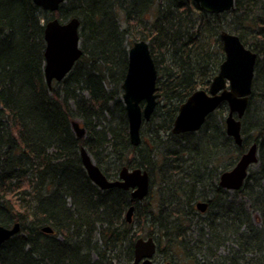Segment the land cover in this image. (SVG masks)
Wrapping results in <instances>:
<instances>
[{"label":"trees","instance_id":"16d2710c","mask_svg":"<svg viewBox=\"0 0 264 264\" xmlns=\"http://www.w3.org/2000/svg\"><path fill=\"white\" fill-rule=\"evenodd\" d=\"M73 18L80 20L83 56L49 87L45 24ZM225 31L257 54L240 147L226 133L227 104L199 132L171 134L181 105L218 74ZM140 40L149 43L161 97L135 147L122 85L128 47ZM259 99L264 0H235L221 14L204 12L194 0H70L54 14L32 0H0V226H21L0 249V264H134L135 242L150 237L178 264H264V108L256 111L258 124L251 121ZM73 122L85 137L76 136ZM171 140L181 161L168 158ZM254 143L260 166L233 195L217 181H198L200 166L190 161L207 172L216 171L213 160L228 157L233 167L235 155ZM82 147L111 180L122 167L148 171L149 196L139 202L128 191L100 190L84 169ZM182 168L181 181L171 172ZM200 201L208 204L204 214L196 210Z\"/></svg>","mask_w":264,"mask_h":264},{"label":"water","instance_id":"95a60500","mask_svg":"<svg viewBox=\"0 0 264 264\" xmlns=\"http://www.w3.org/2000/svg\"><path fill=\"white\" fill-rule=\"evenodd\" d=\"M69 0H33L44 11L56 12ZM200 8L210 14H221L234 8L235 0H194ZM80 20L73 18L66 23L58 19L49 21L45 26V78L49 87L53 82H62L83 56L80 39ZM221 41L225 51V61L219 73L213 79L208 90H198L181 105L174 122L175 135L200 131L209 116L214 114L224 103L229 107L226 118V133L237 146H242V120L248 109L255 76L257 54L247 48L234 34L222 32ZM158 71L152 58L149 44L140 41L129 50L127 75L122 85L123 103L129 122L130 142L139 147L142 143L141 128L144 121H150L160 95L157 89ZM78 138L85 137L86 129L78 122L72 123ZM258 144L250 146L246 155L222 178L221 188L228 191L240 190L247 179L249 163L257 161ZM80 157L92 183L100 190L121 189L129 191L134 200L142 202L149 196V173L146 170L123 167L117 180H110L87 151L82 148ZM207 203L200 202L197 209L201 213L207 210ZM135 206L130 207L126 218L132 223ZM21 230L20 224L11 228L0 226V249ZM52 233L50 228L43 230ZM156 243L153 238H139L135 242L134 264H153L156 255ZM173 264V263H168Z\"/></svg>","mask_w":264,"mask_h":264},{"label":"bare ground","instance_id":"6f19581e","mask_svg":"<svg viewBox=\"0 0 264 264\" xmlns=\"http://www.w3.org/2000/svg\"><path fill=\"white\" fill-rule=\"evenodd\" d=\"M81 39V38H80ZM81 41V40H80ZM140 41H142V40H140ZM140 41H137V42H140ZM134 43H136V42H134ZM81 48H82V43H81ZM83 49V48H82ZM81 59V58H80ZM224 61H225V59H224ZM223 61V62H224ZM222 62V63H223ZM222 65V64H221ZM256 66H257V62H256V65H255V71H256ZM126 75H127V73H126ZM216 77V76H215ZM214 77V78H215ZM254 79H255V76H254ZM213 81V80H212ZM253 82H254V80H253ZM212 83V82H211ZM211 86V85H210ZM210 88V87H209ZM208 88V89H209ZM207 89V90H208ZM198 90H204V89H198ZM197 90V91H198ZM206 91V90H205ZM195 93V92H194ZM249 104H250V99H249V102H248V107H249ZM259 120H260V116H257V114L256 113H254V115L252 116V118H251V121L252 122H254V123H256L257 122V124H258V122H259ZM142 127H143V125H142ZM173 130V129H172ZM171 134L172 135H175L174 133H173V131H171ZM141 136H142V128H141ZM166 136H168V135H166ZM228 137H230V136H228ZM230 138H232V137H230ZM233 139V138H232ZM168 140V139H167ZM234 141V140H233ZM170 143H173V144H170ZM170 143L168 144V145H166V152L169 154L168 156H170V157H168L170 160H173L174 162L176 161V158L175 157H177L180 161L182 160V156L180 155V157H179V154H175L174 152L175 151H177L178 149H177V147L175 146V142L174 141H170ZM234 143H235V141H234ZM82 148H84V147H82ZM81 148V149H82ZM250 148V147H249ZM249 148L246 150V152L249 150ZM86 149V148H85ZM246 152H244V153H242L239 157L237 156V155H235V164H234V166L233 167H231V165H232V159H228V157L225 159V162H219V161H216V160H213L212 161V165H214V167H215V169L214 170H216V171H205V169H204V167H203V165L201 164V163H196L195 161H190V163L191 164H196V165H198V166H200L199 167V169L197 170V171H195L196 172V174L198 175V181H202V180H209V181H217V185H218V187H221V183H222V178H223V176L226 174V172H228V171H231V170H233L234 169V167L241 161V159L243 158V156L244 155H246ZM80 153H81V150H80ZM184 158H187V157H185V156H183ZM257 161H254V162H251V163H249V165H248V167H247V174H248V176H247V179H248V177L249 176H251V174L252 175H255V173L257 172V170H258V168H259V166H260V164H259V146H258V150H257ZM231 167V168H230ZM123 168V167H122ZM122 168L119 170V172H118V176L115 178V180H117V179H119V176H120V173H121V170H122ZM184 168H189V164L186 166V167H184ZM184 168H182L181 170H174L173 172H171V174L174 176V178H177L178 180H184L185 178H186V173L187 172H184ZM221 168H223L222 170H220V171H218L219 169H221ZM229 169V170H228ZM149 173V172H148ZM149 194H150V192L152 191V189H153V181H152V177L150 176V174H149ZM246 179V180H247ZM210 189V186H208L207 187V189L206 190H209ZM198 203H200V202H197V204ZM197 206V205H196ZM220 210H221V208L220 207H218ZM130 209V208H129ZM196 210H197V208H196ZM129 211V210H128ZM197 212H198V210H197ZM128 213V212H127ZM127 213H126V215H127ZM134 213H135V211H134ZM202 214V213H201ZM127 219V218H126ZM13 227V226H12ZM11 228V227H10ZM45 228H47V227H45ZM45 228H43V230L45 229ZM20 233V232H19ZM18 233V234H19ZM150 238H153V237H150ZM154 239V241H155V243H156V246H157V248H156V257H157V255H159L160 254V252H159V246H158V242H157V240L155 239V238H153ZM166 252V251H165ZM175 260H170V259H167L166 257H165V260H164V262H166V264H168V263H173V264H176L175 262H174Z\"/></svg>","mask_w":264,"mask_h":264},{"label":"rangeland","instance_id":"374dc122","mask_svg":"<svg viewBox=\"0 0 264 264\" xmlns=\"http://www.w3.org/2000/svg\"><path fill=\"white\" fill-rule=\"evenodd\" d=\"M128 47V46H127ZM130 47H128V49H129ZM260 108H264V99H259V100H256L255 101V103H254V107H253V109H254V111H255V113H256V111L258 110V109H260ZM228 110V109H227ZM227 115H228V111H227V114H226V117H227ZM230 195H233V193L232 192H230L229 193ZM256 214L254 215L253 214V217H252V219L254 220V223H255V225L256 226H258L259 224H257L256 223ZM167 255H169V256H171L170 255V253L168 252V254H167V252H162V253H160L159 255H157V257L154 259V264H166V262H164V260H165V257L167 256ZM220 255V254H219ZM176 264H178L179 262H177V261H174ZM180 264H185V263H180Z\"/></svg>","mask_w":264,"mask_h":264},{"label":"flooded vegetation","instance_id":"af4514ba","mask_svg":"<svg viewBox=\"0 0 264 264\" xmlns=\"http://www.w3.org/2000/svg\"><path fill=\"white\" fill-rule=\"evenodd\" d=\"M153 116V115H152ZM152 118V117H151ZM151 120V119H150ZM144 122H149V121H144ZM144 122H143V124H144ZM142 143H143V139H142ZM141 143V144H142ZM229 192V191H228ZM201 213V212H200ZM135 259V258H134ZM153 264H154V260H153Z\"/></svg>","mask_w":264,"mask_h":264}]
</instances>
